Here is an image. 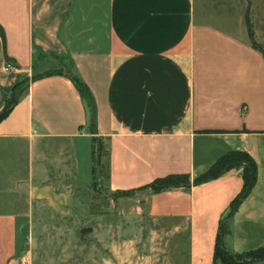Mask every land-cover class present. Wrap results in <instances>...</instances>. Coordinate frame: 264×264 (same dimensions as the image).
<instances>
[{
    "label": "crops",
    "instance_id": "obj_1",
    "mask_svg": "<svg viewBox=\"0 0 264 264\" xmlns=\"http://www.w3.org/2000/svg\"><path fill=\"white\" fill-rule=\"evenodd\" d=\"M262 15L264 0H0V109L11 87L27 79L0 121V179L13 180L0 193V264H34L16 249L26 212L44 205L55 216L68 213V194L32 181L41 171L29 165L38 136L85 137L72 82L62 74L29 80L60 67L89 90L96 135L108 149L110 190L171 173L194 177L226 151H245L256 179L224 243L235 253L264 246ZM246 20L263 54L251 47ZM21 157L23 176L7 174L14 170L8 161ZM240 186L239 170L231 169L189 189L149 193V217L173 233L185 229L187 253L155 258L135 244L130 252L116 249L123 244L116 240L105 264H212L218 220Z\"/></svg>",
    "mask_w": 264,
    "mask_h": 264
},
{
    "label": "rangeland",
    "instance_id": "obj_2",
    "mask_svg": "<svg viewBox=\"0 0 264 264\" xmlns=\"http://www.w3.org/2000/svg\"><path fill=\"white\" fill-rule=\"evenodd\" d=\"M256 44L261 46L258 40ZM84 132V138L74 140L45 136L36 138L29 165L32 171L41 172L39 176L32 177V181L52 182L58 190L65 191L68 194V213L55 216L44 205L26 212L23 217L29 222H22L26 227L16 228V249L27 250L34 264H105L110 260L109 253L113 251L111 248L116 240L123 243L116 249L126 252H130L135 244L138 252L154 253L155 258L166 256L175 259L178 254L185 256V250H188L187 231L182 229L173 233L170 227L149 217L148 189L112 195L106 190L108 186L104 178L98 175L97 184L92 185L89 161L91 134L87 130ZM102 142L105 145V141ZM1 153L5 156V149ZM8 163L6 167L9 165L14 169L7 173L9 175L21 176L25 171L22 157ZM100 164L103 174L106 164L104 153ZM9 182L0 179V193L6 190ZM12 182L11 179L10 184ZM14 200L16 207L23 203L20 197ZM131 241L134 243L131 244ZM258 263L262 264V260L252 264Z\"/></svg>",
    "mask_w": 264,
    "mask_h": 264
},
{
    "label": "trees",
    "instance_id": "obj_3",
    "mask_svg": "<svg viewBox=\"0 0 264 264\" xmlns=\"http://www.w3.org/2000/svg\"><path fill=\"white\" fill-rule=\"evenodd\" d=\"M245 25L251 47L263 54L260 47L253 40V36L250 32V25L248 24L247 20L245 22ZM0 38L3 42L4 36L1 27ZM8 60L9 59L6 57V61ZM50 74H62L66 76L72 82L74 88L80 96V99L82 100V103L84 104L86 110L85 130H87L89 134H91L89 144V161L91 165V177L93 179L92 185L97 184L95 182L97 175L102 176L107 184L109 177L108 149L106 147V144L104 145L102 142L104 141V138L96 135L94 104L87 86L76 74H73L66 69H62L61 67L55 70L46 71L39 75H32L29 80L32 81ZM26 81L27 79H24L20 82L15 83L11 87L10 95L4 101L0 109V121L8 115L14 104L19 99L21 93L26 88ZM102 153H104L106 157L105 171L103 172V174L100 170V168L102 167V165L100 164V157ZM231 169L239 170L241 186L238 192L229 201L227 208L225 209L226 213L218 220L216 233L214 236L211 263L252 264L264 260V246H259L257 248L250 249L244 252L235 253L228 249L224 243V238L230 234V225H228V222L230 221L234 211L236 210L240 202L247 196V194L253 187L256 179V165L253 159L245 151H226L225 153L217 157L205 170L194 177H190L187 173H171L166 174L162 177L154 178L150 182L136 188L126 190H109V187H107L106 190H108L107 192L109 194L116 195L129 193L138 189H148L149 193L151 194L173 188L189 189L190 186H195L216 179Z\"/></svg>",
    "mask_w": 264,
    "mask_h": 264
},
{
    "label": "water",
    "instance_id": "obj_4",
    "mask_svg": "<svg viewBox=\"0 0 264 264\" xmlns=\"http://www.w3.org/2000/svg\"><path fill=\"white\" fill-rule=\"evenodd\" d=\"M82 105H83V108H84V111H85V116H86V110H85L84 104L82 103ZM225 213H226V210H224V212L222 213L221 216H223Z\"/></svg>",
    "mask_w": 264,
    "mask_h": 264
}]
</instances>
